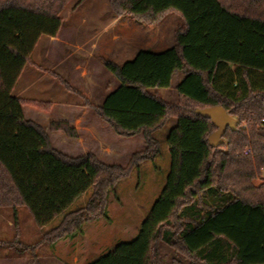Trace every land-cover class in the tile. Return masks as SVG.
I'll return each mask as SVG.
<instances>
[{"label": "trees", "instance_id": "obj_1", "mask_svg": "<svg viewBox=\"0 0 264 264\" xmlns=\"http://www.w3.org/2000/svg\"><path fill=\"white\" fill-rule=\"evenodd\" d=\"M69 2L0 0V209L11 208L17 226L19 207L27 208L41 230L63 216L33 244L15 239L0 240V246L33 253L40 244L83 233L87 222L110 221L109 193L134 168L162 154L158 133L176 118L166 138L167 181L139 234L87 264H264V181L254 183L264 170V0H110L116 12L139 22L156 23L172 11L183 22L165 50L142 49L122 65L103 60L120 86L101 106L64 76L39 67L119 135H144V149L127 166L55 149L23 109L28 104L48 111L53 103L15 95L41 38L62 30ZM177 72L185 74L178 100L153 91L172 87ZM215 105L238 120V130L228 128L219 147L209 144L216 131L212 120L196 112ZM52 129L78 137L67 122ZM89 189L85 204L69 210ZM165 249L172 250L168 260Z\"/></svg>", "mask_w": 264, "mask_h": 264}, {"label": "crops", "instance_id": "obj_2", "mask_svg": "<svg viewBox=\"0 0 264 264\" xmlns=\"http://www.w3.org/2000/svg\"><path fill=\"white\" fill-rule=\"evenodd\" d=\"M84 19L82 20L84 21ZM63 23L64 25L59 35L56 37L43 36L32 55L39 65L57 72L62 77L64 76L70 85L76 90L81 91L89 101L94 105L101 106L105 98L120 86V81L114 73L112 74V71L110 72L106 69L100 56L97 53L93 54L99 48L95 42V38L87 32L89 36L87 35L86 40H82V38H79L81 24H68L65 27V19ZM86 23L84 22V24ZM44 38L48 39L46 44H42ZM150 43L152 46H142L131 56H127L123 61H120L119 64L122 65L127 60L133 59L142 49L150 48L149 50L158 52L171 47L174 43V36L171 42L163 47H157L161 43L160 39L150 41ZM121 49L123 55L128 54L125 47ZM26 68L16 85V90L19 89L20 83H22L20 81L25 76ZM182 74L184 77L185 74ZM178 84H173L170 88H163L165 95L169 91L175 90L176 98L178 99ZM22 88L23 90L24 88L27 89L25 90L26 96L15 95L30 100L35 99L53 103L52 108L48 111L36 106L27 107L26 105L23 106V109L25 117L41 125L47 134L50 135L53 147L62 153L71 156L93 153L98 155L105 163H117L124 166L127 165L133 153L144 149L145 139L142 133L128 137L119 135L92 108L86 106L80 96L69 91L57 79L41 71L36 66H32L27 82ZM161 89H153V91L162 98L173 101V99L163 97L160 93ZM64 122H67L76 130L78 134L77 138L70 137L62 130L52 129L53 123ZM106 143H109L111 146H109L111 148L110 153L106 151L108 150V147L105 146ZM81 146L83 147V151L80 152L78 148ZM168 152L170 153L169 147ZM19 222L20 230L16 231L14 229L12 209L9 207L0 209V232L5 231L14 237L12 240L5 238L0 240L14 241L15 239H19L26 244H31L21 239V236L27 238L33 232L24 230L20 214ZM59 241L52 244H40L33 253L18 252L9 246H0V264H65L66 261H64L61 251L62 245L58 244ZM4 248H9L12 251H4ZM73 260L78 261L77 258Z\"/></svg>", "mask_w": 264, "mask_h": 264}, {"label": "rangeland", "instance_id": "obj_3", "mask_svg": "<svg viewBox=\"0 0 264 264\" xmlns=\"http://www.w3.org/2000/svg\"><path fill=\"white\" fill-rule=\"evenodd\" d=\"M62 17L63 20L65 19V27L68 24L78 25L79 23L82 25L79 31V38H82V40H86L88 34L95 38L99 48L93 54L97 53L103 64L105 59H111L119 64L120 61H123L127 56H131L142 46H152L150 41L160 39L161 43L157 47L168 45L173 38L176 27L183 22L176 11L164 14L156 23L139 22L127 13L116 12L110 6V0H70L62 11ZM84 22L87 23L84 24ZM87 32L89 33L87 34ZM47 40V38H44L42 44H46ZM122 47H125L128 54L123 55ZM32 59L34 63L27 66L25 76L21 79L20 82L22 83H20L21 85L15 94L26 96L25 90L27 89L24 88L23 90L22 86L27 82L32 66L44 68L35 61L34 56ZM182 77L183 74L177 72L172 83L177 85ZM160 93L163 97H168L173 101L177 99L175 90H171L165 95L162 88ZM26 106L32 107L33 105L27 104ZM175 123L176 118L171 119L165 128L158 133V137L162 140L161 147H163V152L158 159L155 161L146 160L140 168H134L129 176L121 179L116 189L109 193L107 211L111 218L110 221L99 218L87 222L83 225V233L68 238V240L63 238L59 241L58 244L62 245L61 251L64 261H66L65 264H87L115 248L120 242L131 241L139 234L142 222L146 219L152 204L160 196L161 190L167 181L171 168V157L168 152L166 138ZM105 146L108 147L106 151L110 153V144L106 143ZM78 150L83 151V147H79ZM94 155L98 157V155ZM262 181H264V170L258 175L254 183L258 184ZM92 191L93 189H89L69 210L85 204ZM18 214L23 220L24 230L33 232L27 238L21 236V239L31 244L40 239L43 232L51 230L53 226L57 225L63 217H58L41 230L34 223L27 208L19 207ZM14 229H17L16 231L20 230V222L17 226L14 224ZM4 238L14 239L12 235L5 231L0 232V239ZM4 249V251H12L9 248ZM165 251H167L166 260H168L172 255V250L165 249ZM74 258H77L78 261L73 260Z\"/></svg>", "mask_w": 264, "mask_h": 264}, {"label": "water", "instance_id": "obj_4", "mask_svg": "<svg viewBox=\"0 0 264 264\" xmlns=\"http://www.w3.org/2000/svg\"><path fill=\"white\" fill-rule=\"evenodd\" d=\"M196 112L205 118H210L216 127V131L208 137L209 144L213 147H219L223 144V136L228 128L233 131L238 130V120L223 105L207 106L203 109L197 108Z\"/></svg>", "mask_w": 264, "mask_h": 264}, {"label": "built area", "instance_id": "obj_5", "mask_svg": "<svg viewBox=\"0 0 264 264\" xmlns=\"http://www.w3.org/2000/svg\"><path fill=\"white\" fill-rule=\"evenodd\" d=\"M260 126L262 128H264V116L261 118ZM249 152H251V149L250 148H247L246 151H245V153H249Z\"/></svg>", "mask_w": 264, "mask_h": 264}]
</instances>
